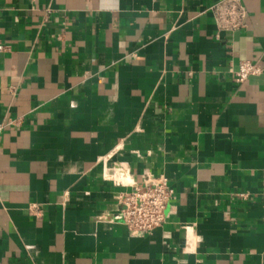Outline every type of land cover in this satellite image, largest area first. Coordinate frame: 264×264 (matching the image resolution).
<instances>
[{
  "label": "crops",
  "instance_id": "1",
  "mask_svg": "<svg viewBox=\"0 0 264 264\" xmlns=\"http://www.w3.org/2000/svg\"><path fill=\"white\" fill-rule=\"evenodd\" d=\"M220 1L0 0V264H264V0L233 29Z\"/></svg>",
  "mask_w": 264,
  "mask_h": 264
},
{
  "label": "built area",
  "instance_id": "2",
  "mask_svg": "<svg viewBox=\"0 0 264 264\" xmlns=\"http://www.w3.org/2000/svg\"><path fill=\"white\" fill-rule=\"evenodd\" d=\"M215 19L224 29H233L243 25L246 11L239 0H221L214 7ZM5 45L0 40V52ZM260 73V67L250 61L242 60L234 71L237 83ZM172 190L164 177H151L132 183L131 190L122 194V207L112 220L120 221L132 236H142L160 226L165 219V210Z\"/></svg>",
  "mask_w": 264,
  "mask_h": 264
}]
</instances>
